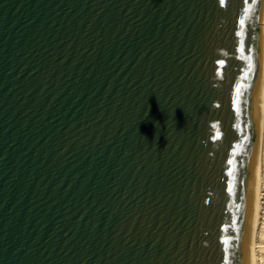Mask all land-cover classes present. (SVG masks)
<instances>
[{
    "label": "water",
    "instance_id": "obj_1",
    "mask_svg": "<svg viewBox=\"0 0 264 264\" xmlns=\"http://www.w3.org/2000/svg\"><path fill=\"white\" fill-rule=\"evenodd\" d=\"M259 14L260 0H0V264H250ZM249 43L259 77L244 80ZM233 167L250 177L239 213Z\"/></svg>",
    "mask_w": 264,
    "mask_h": 264
},
{
    "label": "bare ground",
    "instance_id": "obj_2",
    "mask_svg": "<svg viewBox=\"0 0 264 264\" xmlns=\"http://www.w3.org/2000/svg\"><path fill=\"white\" fill-rule=\"evenodd\" d=\"M260 122L257 138V172L251 215L250 264H264V0H260Z\"/></svg>",
    "mask_w": 264,
    "mask_h": 264
},
{
    "label": "snow or ice",
    "instance_id": "obj_3",
    "mask_svg": "<svg viewBox=\"0 0 264 264\" xmlns=\"http://www.w3.org/2000/svg\"><path fill=\"white\" fill-rule=\"evenodd\" d=\"M220 3H223V0H219ZM246 3L249 2V0H245ZM256 0H252V3H255ZM258 15V13H257ZM247 19V17H245L244 19H241L239 21V31L237 32L238 36H243L244 35V25H245V20ZM256 40V36H250L249 37V41H255ZM239 44L241 45V53L242 55L244 54V45L245 42L243 39H241L239 41ZM252 48L253 45L251 43L248 44L247 46V50H248V54L244 56L245 60L247 61V65H246V71H245V75L242 79L247 80L249 74H253L257 79L259 77V63L258 61L253 64V56H252ZM245 87V85L241 84L236 88V94H237V99H236V110H237V114H241L242 113V107H241V103H240V96L242 95L241 93V88ZM248 87H254V84H249ZM245 103H247V100L245 101ZM246 127H247V122H246ZM241 132V136L243 137L244 141H248L249 137L248 134L245 132L244 129L240 130ZM255 143V135H253L252 137V142L249 144V147L247 149H245V152H251L252 151V147L254 146ZM237 152L233 153V156L237 155L239 150L241 149L242 145L237 144ZM229 164H233L234 161L233 160H229L228 161ZM241 165H243V161H240ZM235 173V167H233L231 170L228 171V175L232 177V183H230L228 185V192L232 195H235L236 193L234 192V189L238 190L240 192V195L238 196V200L240 201V203H235V209L236 212L239 213L240 212V208L241 205L244 203L245 200V193L247 191V185L249 183V174L246 172L244 174L241 175V177L239 178V183L237 184V177L234 175ZM241 222H243L244 218H239ZM229 227H232L231 225ZM228 229H225V232H227ZM240 229L236 230V235H234L232 237V239H238L239 238V233H240ZM224 244L227 245L229 244V239H225L224 240ZM235 255V254H233ZM224 264H228V259H225ZM232 264H237V262L235 260L232 261Z\"/></svg>",
    "mask_w": 264,
    "mask_h": 264
}]
</instances>
